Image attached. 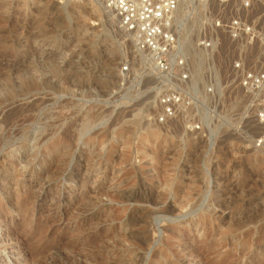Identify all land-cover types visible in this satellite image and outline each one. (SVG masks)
I'll use <instances>...</instances> for the list:
<instances>
[{
	"label": "rangeland",
	"instance_id": "rangeland-1",
	"mask_svg": "<svg viewBox=\"0 0 264 264\" xmlns=\"http://www.w3.org/2000/svg\"><path fill=\"white\" fill-rule=\"evenodd\" d=\"M209 5L178 1L188 79L159 123L177 77L91 0H0V264H264V91L239 84L264 0L258 41L204 50Z\"/></svg>",
	"mask_w": 264,
	"mask_h": 264
},
{
	"label": "built area",
	"instance_id": "built-area-1",
	"mask_svg": "<svg viewBox=\"0 0 264 264\" xmlns=\"http://www.w3.org/2000/svg\"><path fill=\"white\" fill-rule=\"evenodd\" d=\"M105 10L116 19L118 29L131 37L133 48L139 54L151 58L154 70L162 79L175 84L165 90L159 99L162 115L158 122L164 123L173 119L182 105L179 86L186 82V64L179 45L174 15L178 0H97ZM208 10L210 2L215 3L209 27L204 32L201 47L204 50L213 48L219 35H225L231 41H258L257 27L247 18L257 0H197ZM264 51V41L261 45ZM236 66V68H238ZM128 68L123 67L122 72ZM240 87L248 93L264 91V73L244 71L239 81ZM264 145V133L255 141V148Z\"/></svg>",
	"mask_w": 264,
	"mask_h": 264
},
{
	"label": "bare ground",
	"instance_id": "bare-ground-1",
	"mask_svg": "<svg viewBox=\"0 0 264 264\" xmlns=\"http://www.w3.org/2000/svg\"><path fill=\"white\" fill-rule=\"evenodd\" d=\"M92 1V4H93V8L95 9L94 10V12H95V14H97V16H102V15H105V14H107L109 17H111V20H113L114 21V23L116 24V28H118V24H117V21H116V19L113 17V15L109 12V11H107V10H105V8L103 7V5L99 2V1H97V0H91ZM179 1V0H178ZM179 7V6H178ZM179 8H181V5H180V7ZM179 10V9H178ZM181 10V9H180ZM175 18H176V16H175ZM118 30V29H117ZM122 31V30H121ZM122 33L123 34H125L123 31H122ZM125 35H127V34H125ZM128 36V35H127ZM214 47V46H213ZM182 51V50H181ZM184 53H185V51H184ZM139 54V53H138ZM140 55H143V54H140ZM144 56H146L147 58H148V60L151 62V58L149 57V56H147V55H144ZM190 56V60H191V62L192 61H194L195 60V57H194V53L193 54H191V55H189ZM27 60V59H26ZM45 63V62H44ZM151 64H152V62H151ZM194 63L192 62V65H193ZM38 65L37 64H35V67H37ZM152 66H153V64H152ZM187 66V65H186ZM46 68H48V67H46ZM154 68V67H153ZM41 69V68H40ZM45 69V68H44ZM49 69H50V67H49ZM48 69V70H49ZM48 72H50V73H53L52 71H48ZM47 73V72H46ZM45 73V74H46ZM42 75V74H41ZM36 77H38V76H36ZM40 79V78H39ZM182 106V105H181ZM6 117V116H5ZM10 118V117H9ZM6 120V119H5ZM8 120H6L5 122H3V123H6ZM11 121V120H10ZM6 126L8 125V123L7 124H5ZM145 126V131H147V136L149 137V136H155L156 134H153V133H151L150 132V126H149V124H147V123H145L144 124ZM5 127V126H4ZM143 127V126H142ZM142 129V128H141ZM64 146V145H63ZM113 264V263H112Z\"/></svg>",
	"mask_w": 264,
	"mask_h": 264
}]
</instances>
